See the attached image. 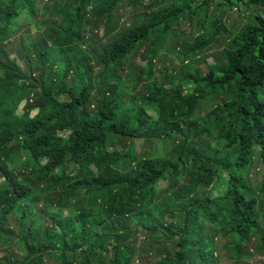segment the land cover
Instances as JSON below:
<instances>
[{
	"label": "trees",
	"instance_id": "16d2710c",
	"mask_svg": "<svg viewBox=\"0 0 264 264\" xmlns=\"http://www.w3.org/2000/svg\"><path fill=\"white\" fill-rule=\"evenodd\" d=\"M125 1L0 0V152L26 156L13 165L0 155V264H132L140 227L159 264H222L223 248L246 264L249 241L264 249V13L235 35L216 18L175 50L181 73L161 81V45L149 43L216 2L229 11L264 0H154L170 4L146 5V20L110 36ZM41 10L59 18L36 20ZM23 20L45 27L39 82L2 44ZM222 33L223 61L189 68ZM206 101L214 108L199 119ZM131 139L162 140L166 158L127 148Z\"/></svg>",
	"mask_w": 264,
	"mask_h": 264
},
{
	"label": "rangeland",
	"instance_id": "374dc122",
	"mask_svg": "<svg viewBox=\"0 0 264 264\" xmlns=\"http://www.w3.org/2000/svg\"><path fill=\"white\" fill-rule=\"evenodd\" d=\"M47 3H52L54 0H45ZM170 2L160 1L159 5L156 7V3L154 0H142L140 3L138 0H126L121 8L116 12L115 18L112 22L111 27L108 28L110 32V36L117 33L120 34L129 30L132 27L140 24L144 20H146V16H144V12L146 11V5L149 6V10H157L158 8L166 7ZM256 13H264V9L260 7H235L233 10L227 11L225 8L220 6L219 2L212 4L207 10L202 11L199 16H195L193 21H190L189 18L182 19V21L174 26V28L167 34L164 35L163 38H155L152 39L149 43L155 45H161L160 55L156 60L155 66V75L154 77L157 80L161 81L168 71L172 73L179 74L182 70V60L178 58V54H176L175 50H179L181 45L184 42H189L195 39L199 34L209 35L212 31V21L219 17H224V21L228 29L232 30L233 35H235L240 28L249 21V18ZM47 18H51L53 20H57L59 16L55 13L54 10L51 11H43L38 14L36 20H46ZM93 19L96 18V15L92 16ZM88 27L91 29L94 27L93 24H89ZM95 30L98 34V37H105L106 40L109 38L106 37V30L103 23H100V26H95ZM161 30V29H160ZM158 32V30H157ZM160 32V31H159ZM30 34L32 39H29L26 35ZM45 35V27L38 28L34 23H29L28 21L23 20L20 27L10 35L6 41H2V44L8 50L11 58H16L18 64L25 70L26 73L30 74L31 71L35 76L34 82H39V73L41 71V64L38 62L41 51L44 48V44L42 43V38ZM25 42H24V39ZM229 37L222 33L217 37V40L211 46L210 50L206 53L208 57L205 62L198 63L197 59H190L186 62L187 66H191L189 68H194L197 66L202 70L203 73L207 72V67L209 63L214 61L222 62V50L225 44L228 42ZM24 43L29 45V54L28 57L24 52ZM140 53L137 56V62L139 65H144L145 62L142 63L143 56H145L144 51L145 48L139 50ZM32 61L33 67L30 69L29 61ZM50 67V64L48 65ZM49 73L51 71L49 70ZM127 86H130L129 84ZM129 89V88H128ZM138 91V90H137ZM264 96V91L262 92ZM141 100V99H140ZM141 103V101H140ZM26 101L23 102L19 106L18 113L23 114L24 107ZM215 105V104H214ZM214 105L210 101L204 102L201 107L198 109L197 118L202 119L203 115L208 114V112L214 108ZM147 107V106H146ZM149 113L153 116H156V112L151 107H147ZM35 112H32V115H35ZM135 143L136 149L139 153H143L145 156L157 157V158H166V153L164 152V143L162 140H149V139H131L126 144L128 148L129 144ZM13 147L5 149L0 152V155L4 159H8L7 162L12 163L13 165H18L21 161H26V156L22 154L17 149H13ZM121 150L126 151L123 146H121ZM253 178H256V174L253 172ZM2 183V179L0 178V184ZM258 186L257 183H255ZM179 184H174L170 190L178 188ZM225 188V185H221L216 195H220ZM168 182H161L158 187L159 198L162 199L168 195ZM64 215H68L67 211H64ZM147 236V230L142 227L139 228V232L134 239V245L136 246V257L132 264H159L157 263L160 259L153 257V250L149 249L146 251L145 246L150 245V240ZM261 243L256 239L249 241L247 250H250L253 254V258L245 259L246 264H264V249L260 250ZM222 254H225L224 262L222 264H234V260L228 258L229 253L225 248L222 249ZM152 261L156 262L153 263Z\"/></svg>",
	"mask_w": 264,
	"mask_h": 264
}]
</instances>
